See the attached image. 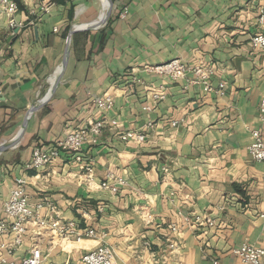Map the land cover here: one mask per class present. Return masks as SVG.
<instances>
[{
  "label": "crops",
  "instance_id": "1",
  "mask_svg": "<svg viewBox=\"0 0 264 264\" xmlns=\"http://www.w3.org/2000/svg\"><path fill=\"white\" fill-rule=\"evenodd\" d=\"M13 1L14 13L0 12V146L16 139L0 152V220L21 179L31 203L57 207L42 218L80 221L97 236L63 241L28 226L14 253L1 248L0 257L19 263L35 247L41 264H79L86 250L108 244L117 264H242L234 248L264 249V163L248 152L253 130L264 141V53L250 44L264 0ZM73 29L60 81L42 104ZM171 60L211 68V90L154 70ZM107 92H115L107 117L118 126L83 146L90 174L65 154L45 169L25 168L35 149L96 119L93 99ZM139 130L143 143L117 137ZM106 180L117 193L100 188ZM196 216L214 226H198ZM9 240L0 236V246Z\"/></svg>",
  "mask_w": 264,
  "mask_h": 264
},
{
  "label": "built area",
  "instance_id": "2",
  "mask_svg": "<svg viewBox=\"0 0 264 264\" xmlns=\"http://www.w3.org/2000/svg\"><path fill=\"white\" fill-rule=\"evenodd\" d=\"M18 9L17 4L13 0H0V12L12 14ZM256 32L250 38L251 47L255 50H260L264 53V5L258 8ZM13 28L14 24L11 23ZM56 32L57 29H54ZM154 70L158 74L165 75L171 81H178L188 78V82L192 84L204 85L205 91L211 90L210 77L212 69L203 66H186L179 60H171L163 65L156 66ZM222 90L224 84H219ZM115 92L105 93L102 96L93 99V103L97 109L98 117L92 120H85L79 126H75L54 145L46 149H35L32 153L30 161L25 165L28 170L39 171L52 165L61 154L69 157L74 164L82 165L81 169L86 173L92 172V165L84 162L85 155L83 153V146L85 144H95L101 134L108 128L117 127L115 119L108 118L107 112L112 109L114 104ZM157 99L163 98V93H156L154 95ZM258 117L262 124H264V95L262 96L258 106ZM147 131H127L117 134L121 141H134L136 143H143L147 139ZM252 142L248 147V152L251 158L256 162L264 163V141L261 130H253L251 132ZM166 172V170H164ZM114 180V179H113ZM119 183L124 184L119 180ZM24 180H16L15 186L9 193V196L3 203L2 211L6 216L5 219L0 220V236L8 237L10 240L5 245L2 244L7 255H12L14 251L23 243L28 234V226H34L39 230H49L52 238H59L63 241H81L85 239H93L97 236L95 228L82 226L80 221L76 220H62L57 218H49L48 220L42 218V209L47 208L52 216L58 215V209L55 205L46 202L31 203L27 195ZM100 188L108 190L112 193H117L118 188L113 182L106 180L100 183ZM234 198L224 201L232 202ZM105 207L100 205L97 208L98 213H103ZM188 221V219H187ZM198 226H207L209 229L214 226V221L207 217L196 216L193 220ZM176 225L171 226V232L178 233ZM39 234V233H38ZM175 242L170 241L167 246L169 254L176 249ZM167 252V253H168ZM242 264H264V249L261 247L242 244L232 250ZM168 254V255H169ZM43 258L37 248L32 247L29 254L24 257L19 263L8 261L4 257H0V264H41ZM63 264H74L65 262ZM79 264H117L114 258L113 249L108 244H98L92 249L86 250L81 256ZM212 264H219L217 260H213Z\"/></svg>",
  "mask_w": 264,
  "mask_h": 264
},
{
  "label": "water",
  "instance_id": "3",
  "mask_svg": "<svg viewBox=\"0 0 264 264\" xmlns=\"http://www.w3.org/2000/svg\"><path fill=\"white\" fill-rule=\"evenodd\" d=\"M75 32V30H71L68 38H67V41H66V49H65V53H64V57H63V62H62V69L61 71L59 72V75L57 76L54 84L52 85L51 87V90H50V93L48 96H46L43 100H42V104H44L50 97V94L53 92V90L56 88L57 84L59 83L60 81V78H61V75H62V72H63V69L67 63V60H68V54H69V44H70V39H71V35ZM38 108V106H34L32 107L26 114V117L24 119V122H23V127L26 125L27 123V119H28V116L34 112L36 109ZM16 143V139L13 140L10 144H7V145H3V146H0V152H3L5 150H7L8 148L12 147L13 145H15Z\"/></svg>",
  "mask_w": 264,
  "mask_h": 264
},
{
  "label": "bare ground",
  "instance_id": "4",
  "mask_svg": "<svg viewBox=\"0 0 264 264\" xmlns=\"http://www.w3.org/2000/svg\"><path fill=\"white\" fill-rule=\"evenodd\" d=\"M60 68H61V67H59V70H60ZM59 70H58V71H59ZM78 244L80 245V244H82V242H80V243H78Z\"/></svg>",
  "mask_w": 264,
  "mask_h": 264
}]
</instances>
